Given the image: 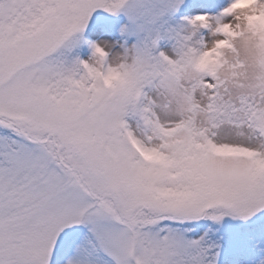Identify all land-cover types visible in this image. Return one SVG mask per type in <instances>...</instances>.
Instances as JSON below:
<instances>
[{
  "label": "snow or ice",
  "instance_id": "6c2138e0",
  "mask_svg": "<svg viewBox=\"0 0 264 264\" xmlns=\"http://www.w3.org/2000/svg\"><path fill=\"white\" fill-rule=\"evenodd\" d=\"M0 264H264V0H0Z\"/></svg>",
  "mask_w": 264,
  "mask_h": 264
}]
</instances>
